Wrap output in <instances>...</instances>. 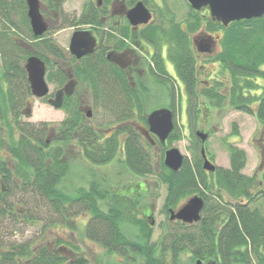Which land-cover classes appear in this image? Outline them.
I'll use <instances>...</instances> for the list:
<instances>
[{
	"label": "flooded vegetation",
	"instance_id": "af4514ba",
	"mask_svg": "<svg viewBox=\"0 0 264 264\" xmlns=\"http://www.w3.org/2000/svg\"><path fill=\"white\" fill-rule=\"evenodd\" d=\"M38 1L44 25L42 34L37 35L31 25L27 0H24L25 9H21L22 15L17 14L18 10L12 12L14 25L9 33L16 44L28 50L27 60L37 58L45 65L46 96L35 97L29 82V99L21 120L25 137L40 146L47 168L66 173L61 188L70 173L87 175L83 179L85 185L75 195L96 181L100 186L105 185L111 197L120 190V195L138 200L137 196L147 193L152 182L156 184V191L164 187L167 196V187L158 180V174L163 170L178 173L183 169L175 172L164 165L166 152L173 148L171 141L178 137V121L183 120L177 110L183 113L182 110L192 108L200 113L202 109H219L204 92L211 89L225 95L227 81L220 58L242 27L249 28L256 22L263 24L264 15L227 22L232 16L229 12L216 15L210 5L197 6L192 0ZM262 89L264 86L260 94ZM254 94L260 95L257 91ZM35 101L58 111L60 119L40 124L23 121L24 117H32ZM161 109L173 113L174 129L165 143L151 131L148 122L149 116ZM17 131L14 137L18 138L22 133L19 130L16 134ZM32 131L41 132L40 138H32ZM194 132L200 154L204 148L208 161L216 169L204 170L202 154L197 163L207 176L214 175L220 167L207 150L210 134L197 128ZM198 133L208 135L204 144ZM130 143L147 155L152 174H133V169L126 164ZM0 156L4 163L10 164L9 180L21 182L15 176L13 162L8 160L11 154L0 151ZM107 156L111 158L107 160ZM197 163L190 166L195 169ZM259 168L263 170L264 165ZM8 173H0L3 190ZM96 173L99 175H93ZM129 175L134 179L130 183L126 181ZM253 189L254 186L249 191L253 201L264 195V189L252 195ZM191 195L175 209L167 210L168 219L180 231L195 225L172 219L171 212L177 213L193 197L204 200L198 192ZM246 199L249 201L244 197V202ZM19 211V217H23V210ZM152 216L149 212L144 218L149 221ZM69 253L71 258L75 254L73 250Z\"/></svg>",
	"mask_w": 264,
	"mask_h": 264
},
{
	"label": "trees",
	"instance_id": "16d2710c",
	"mask_svg": "<svg viewBox=\"0 0 264 264\" xmlns=\"http://www.w3.org/2000/svg\"><path fill=\"white\" fill-rule=\"evenodd\" d=\"M21 9H25L24 0H0V22L3 24L0 32V151L11 154L8 160L13 162L15 176L21 180L16 183L9 180L10 164L4 163L0 156V173H8L5 190L0 187V220L7 221L11 217V221L16 224L19 222V210L22 209L25 222L40 221L31 218L29 209L20 202L17 204L11 202L12 200L8 201L10 196H16L20 191L22 194H29V203L33 201L31 196L34 195L38 200L51 203L55 214L63 217L71 230L76 231L77 227L73 223L74 218L70 221L67 216L73 213L88 215L83 236L101 244L108 252L121 256L128 263L138 257L143 261L142 264H180L184 252L183 249H176L181 239L175 238H185L189 232L187 230L191 229H176L180 235L171 234V238L167 240L162 237L151 243V229L145 224L149 228L144 236L145 244L138 245L128 241L122 231L124 225L132 223L134 197L116 193L108 202L105 185L100 186L96 181H92L88 189L79 190L75 196L67 195L60 188L66 173H59L52 167L47 168L42 151L39 150L40 146H35L30 137H25L21 119L30 94L25 69L29 53L9 35L10 27L14 25L11 14L18 10L17 14L22 15ZM24 19L25 23L27 19ZM232 39L220 58L227 81L225 95L207 89L204 96L215 103L219 110L228 105L231 110L254 115L264 125V89L259 96L253 94L260 89L258 78L264 79V23L256 22L249 28L242 27L239 34ZM189 98H193L190 90ZM256 102L259 103L258 107H253ZM188 112L190 115L193 112L199 113L192 108ZM17 130H20L22 136L15 139ZM40 134L37 131L31 137L38 139ZM179 138L181 137H175L171 142ZM195 149L199 162L200 147ZM230 154V168H220L214 175L207 176L198 163L193 169L189 162H185L178 173L163 170L158 174V180L167 187L165 208L175 209L187 196L197 192L205 200L203 217L192 228L198 230V237H192L191 240L187 238L186 241H192L196 246L192 264L198 260L217 264H264V214L244 202V197L253 201L249 191L254 186V178L249 179L242 174L247 164L246 153L232 146ZM110 158L106 157L107 160ZM126 164L133 169V174L144 176L153 173L147 155L132 143L128 146ZM13 190L15 192L12 193ZM261 200H264V195L255 201ZM217 202L221 206L220 213L217 211ZM12 228V232L19 231L15 225ZM4 237L5 235L0 234V264H89L85 257L77 255L79 248L72 247L70 241L62 238H57L52 245L46 242L35 243V240L20 244L7 243ZM68 245L75 252L72 258L69 253L72 250Z\"/></svg>",
	"mask_w": 264,
	"mask_h": 264
},
{
	"label": "rangeland",
	"instance_id": "374dc122",
	"mask_svg": "<svg viewBox=\"0 0 264 264\" xmlns=\"http://www.w3.org/2000/svg\"><path fill=\"white\" fill-rule=\"evenodd\" d=\"M1 28V24H0ZM257 84L260 85V89L257 93L260 94L261 88L264 86L263 80H258ZM254 94V92H253ZM186 100V98H185ZM151 109H147V112ZM177 110V115L183 117V120L178 121V136L179 140L173 141L170 146L178 148L181 153L188 158V162L191 165L197 163V151L195 144V132L194 130L201 129L206 130L210 134V138L207 141V150L210 157L213 159L215 164L222 169H229L230 166V147H236L243 150L247 156V164L242 171V174L246 178H254V189L252 190V195L256 194L259 190L264 189V169L261 170L259 167L261 165V150L264 153V125L259 123L254 115H250L238 110H231L228 105H225L222 110L211 108L209 110H203L200 113L193 112L191 115L186 110ZM103 114V112H100ZM196 114V116H195ZM60 113L49 108L42 102H37L33 104L32 107V117L30 119L24 117L23 121L30 123L40 124L41 122L55 121L60 119ZM190 116V117H189ZM22 120V119H21ZM188 127H182V124ZM183 130V131H182ZM18 131L16 132V134ZM183 134V136H182ZM17 135L15 136V139ZM156 161V159H155ZM155 161L153 164H155ZM156 166V164H155ZM87 175L79 174L75 171L69 174L68 178L62 184V190L69 196H75V191L85 183L83 179H86ZM134 179L129 175L126 178L127 182H131ZM156 181V179H155ZM262 183L259 187L258 185ZM129 185V184H128ZM162 186V185H161ZM147 193H142V195L134 198L132 203V223L123 226V234L126 239L132 243L138 245L145 244V233L151 229L152 239L151 243L159 241L162 237L165 240L171 238V234L175 236L180 235L176 231L177 226L170 222L168 219L167 208H165L164 201L166 198V192L163 189L156 191V184L152 182L149 185ZM18 190V189H17ZM120 191V190H119ZM119 191L117 193H119ZM128 191V190H123ZM15 192L14 190L12 193ZM78 192V191H77ZM11 193V194H12ZM10 194V195H11ZM196 194V193H195ZM109 199L111 196L107 195ZM192 196V195H191ZM14 197V198H13ZM12 198V199H9ZM9 200L18 204L20 202L22 206L29 209V216L34 219H39L38 222H25L22 217L18 218V223H13L11 217L7 221L0 220V234L5 235V241L7 243L20 244L29 240H35V243L46 242L54 245L57 238L65 239L70 241L72 247L79 248L77 255L83 256L88 260L89 264H142L143 261L138 257L134 260H130L128 263L121 256H117L108 252L104 249L101 244L87 240L83 236V230L86 226V220L88 215H69L66 218H74V225L77 227L76 231L71 230L67 227L64 222V218L58 214H55L51 203L45 200H38L37 196H31L33 201L29 203V194L21 193L18 191L16 196H10ZM250 208L259 209L262 214H264V200L262 201H247ZM24 203V204H23ZM218 213H220V203ZM18 209V207H16ZM76 212V211H75ZM153 213V219L144 218V215L148 213ZM24 213V212H23ZM203 217V216H202ZM143 221V222H142ZM139 222H142L139 224ZM151 223V224H150ZM16 230L19 231L12 232L14 225ZM149 225V228L144 226ZM2 227H5L3 229ZM45 227V228H44ZM170 231V232H169ZM187 235L185 238L176 237L175 239H181L179 245L176 249H183L184 254L182 255L180 264H192L191 260L194 257L196 246L191 241L186 243L187 238L191 240L192 237H198V230L191 229L187 230ZM184 233V232H183ZM43 238V241H42ZM185 239V240H184ZM68 245V248L74 250ZM170 255L167 257L169 259ZM213 262V261H210ZM217 264V263H216Z\"/></svg>",
	"mask_w": 264,
	"mask_h": 264
},
{
	"label": "water",
	"instance_id": "95a60500",
	"mask_svg": "<svg viewBox=\"0 0 264 264\" xmlns=\"http://www.w3.org/2000/svg\"><path fill=\"white\" fill-rule=\"evenodd\" d=\"M193 4L210 5L214 14L219 15L223 11L232 14L227 19L237 20L251 19L261 17L264 15V0H192ZM28 17L36 34H42L44 25L41 14L39 12L38 0H27ZM235 16V17H234ZM39 31H36V30ZM74 47V44L72 45ZM28 75V80L31 84L32 93L35 97L42 98L47 94V86L45 83V65L37 59H28L25 65ZM151 131L157 134L162 143H165L169 135L174 129L173 113L166 109H161L153 112L148 119ZM148 135V134H147ZM149 136V135H148ZM198 137L204 144L208 138L207 135L198 133ZM202 157L204 159L203 168L206 171L214 172L215 165L211 164L206 157L205 149H202ZM184 156L177 148H172L166 152L165 165L171 170L177 172L184 164ZM262 165H264V156L262 158ZM204 209V201L200 197L191 198L177 213L171 212L172 219H178L188 224H195L201 220V214ZM195 264H216L215 262H206L198 260Z\"/></svg>",
	"mask_w": 264,
	"mask_h": 264
}]
</instances>
